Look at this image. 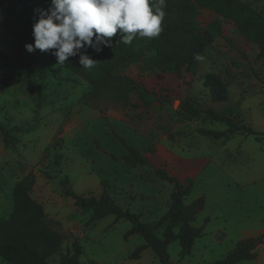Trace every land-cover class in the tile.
Masks as SVG:
<instances>
[{
  "label": "rangeland",
  "instance_id": "374dc122",
  "mask_svg": "<svg viewBox=\"0 0 264 264\" xmlns=\"http://www.w3.org/2000/svg\"><path fill=\"white\" fill-rule=\"evenodd\" d=\"M242 1L264 15V0ZM10 5L11 0H0L1 20H6ZM193 29L214 37L194 66L179 73L153 68V53L147 52L117 69L106 86L93 92L86 78L32 44H19L0 26V74H8L0 89V122L14 135L8 145L0 129V218L8 219L13 210L15 185L33 174L31 196L43 204L45 222L62 235L64 251L78 240L83 263L163 264L151 247L133 254L145 240L140 234L126 237L130 220L111 213L91 221L93 210L76 206L61 183L68 177L74 191L87 197H100L107 190L123 209L154 221L168 210L174 190V183L157 173L162 168L181 183L192 182L185 204L203 200L193 221L203 229L202 236L184 257L179 241H171L169 264L213 262L239 240L260 234L257 257L237 264H264V64L259 47L234 22L207 9L196 12ZM154 31L155 23L149 22L140 34L141 44ZM25 57L39 62V69L32 71ZM209 73L225 83L226 100L214 99L207 86ZM125 77L150 91L151 106L128 90ZM207 109L250 126L259 138L200 134V127L227 129ZM119 137L143 160L129 162ZM158 235L162 237V231ZM53 263H59L58 257ZM0 264L10 263L0 256Z\"/></svg>",
  "mask_w": 264,
  "mask_h": 264
},
{
  "label": "trees",
  "instance_id": "16d2710c",
  "mask_svg": "<svg viewBox=\"0 0 264 264\" xmlns=\"http://www.w3.org/2000/svg\"><path fill=\"white\" fill-rule=\"evenodd\" d=\"M207 9L236 24L241 33L257 43L258 57L264 64V15L242 0H11L6 20L0 26L6 28L19 44L30 43L34 48L56 61L71 72L88 80L93 92L99 91L113 78L114 72L131 62L138 61L145 53L152 52L153 68L179 73L183 68L194 66L213 44L214 37L208 32H196L193 20L196 12ZM155 23V31L148 42L141 44L140 34L149 23ZM141 44V45H139ZM27 66L37 71L41 64L25 57ZM8 74H0V89L5 86ZM129 91H136L146 106H151L150 91L132 78L125 77ZM207 86L215 100H226L228 90L215 73L207 75ZM192 114L197 110L187 109ZM214 120L226 123L227 129L214 130L200 127L199 133L213 139H222L236 133L256 135L260 133L246 124L237 123L230 115L213 109L206 111ZM6 144L14 141L13 130L0 122ZM17 130V128H16ZM129 151V162L143 160L134 147L119 137ZM114 158L118 155L112 154ZM157 173L174 183L168 210L159 219L144 221L141 215L123 209L105 190L100 197L82 196L70 186L68 177L61 183L67 196L75 199L80 209H92L91 221L108 214L132 223L126 237L140 234L144 245L133 254L151 247L163 264H169L167 247L173 240L181 245V256L192 253L195 240L203 229L193 225L195 215L203 208V200L190 205L184 199L192 192L193 184L181 183L165 169ZM35 177L29 174L14 187V207L8 219L0 218V256L10 264H97L83 263V248L78 240L63 250V237L45 222L42 203L31 196ZM162 231V237L158 235ZM263 241V234L247 237L225 257L205 264H237L253 260Z\"/></svg>",
  "mask_w": 264,
  "mask_h": 264
}]
</instances>
